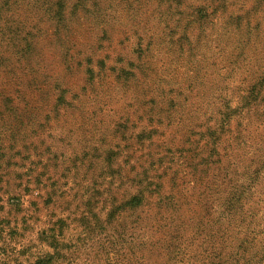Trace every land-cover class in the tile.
<instances>
[{
    "label": "rangeland",
    "instance_id": "1",
    "mask_svg": "<svg viewBox=\"0 0 264 264\" xmlns=\"http://www.w3.org/2000/svg\"><path fill=\"white\" fill-rule=\"evenodd\" d=\"M264 264V0H0V264Z\"/></svg>",
    "mask_w": 264,
    "mask_h": 264
},
{
    "label": "trees",
    "instance_id": "2",
    "mask_svg": "<svg viewBox=\"0 0 264 264\" xmlns=\"http://www.w3.org/2000/svg\"><path fill=\"white\" fill-rule=\"evenodd\" d=\"M40 261H37L36 264H39ZM226 261L224 259V257H222V255H218L215 257L214 261H212L211 264H225Z\"/></svg>",
    "mask_w": 264,
    "mask_h": 264
}]
</instances>
